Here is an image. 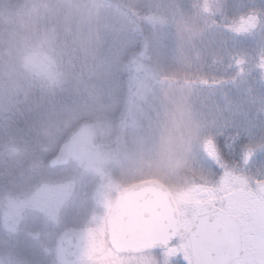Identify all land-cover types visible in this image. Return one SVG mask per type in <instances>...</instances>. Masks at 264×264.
Instances as JSON below:
<instances>
[{
    "label": "rangeland",
    "instance_id": "rangeland-1",
    "mask_svg": "<svg viewBox=\"0 0 264 264\" xmlns=\"http://www.w3.org/2000/svg\"><path fill=\"white\" fill-rule=\"evenodd\" d=\"M1 1L19 4L0 11V171L14 178L0 188V264H69L61 244L66 230L104 231L115 193L134 183L154 179L172 194L188 189L209 136L238 134L239 164L221 162L264 179V150L243 162L249 147L264 145V0H215L208 15L187 14L201 0H184L186 9L172 3L156 19L167 20L163 34L150 14L129 17L111 0ZM250 14L258 17L256 26L235 31ZM34 104L33 123L52 140L56 164L61 145L74 141L67 165L31 170L28 144L37 135L23 128H32L27 112ZM104 142L111 147H101ZM24 161L26 169H16ZM222 175L210 178L218 183ZM100 188L109 195L101 197L103 213L92 218L98 225L84 226L90 217L68 208L86 210L89 189ZM56 210L53 224L49 214ZM165 260V252L121 258L106 248L87 264ZM173 262L186 264L182 255Z\"/></svg>",
    "mask_w": 264,
    "mask_h": 264
},
{
    "label": "snow or ice",
    "instance_id": "snow-or-ice-1",
    "mask_svg": "<svg viewBox=\"0 0 264 264\" xmlns=\"http://www.w3.org/2000/svg\"><path fill=\"white\" fill-rule=\"evenodd\" d=\"M257 20L254 14L241 17L234 30L250 31ZM259 67L264 70V56ZM257 148L264 150V145L244 152L245 164ZM200 151L204 159L190 169L191 186L166 199L149 245L165 250V264L180 255L186 264H264V180L237 174L226 161L222 163L223 149L214 136ZM218 171L223 175L213 183L210 177Z\"/></svg>",
    "mask_w": 264,
    "mask_h": 264
},
{
    "label": "water",
    "instance_id": "water-1",
    "mask_svg": "<svg viewBox=\"0 0 264 264\" xmlns=\"http://www.w3.org/2000/svg\"><path fill=\"white\" fill-rule=\"evenodd\" d=\"M67 162L68 154L63 149L57 163L62 167ZM171 195L168 187L154 179L122 189L110 204L104 232L94 227L64 232L61 244L66 260L70 264L90 263L103 256L107 245L117 255L164 252L163 248L150 246L149 241L157 231L164 203Z\"/></svg>",
    "mask_w": 264,
    "mask_h": 264
},
{
    "label": "trees",
    "instance_id": "trees-1",
    "mask_svg": "<svg viewBox=\"0 0 264 264\" xmlns=\"http://www.w3.org/2000/svg\"><path fill=\"white\" fill-rule=\"evenodd\" d=\"M11 1H13V0H11ZM111 1L112 2L115 1L117 3V6H119L120 9L123 10L124 13L128 14L129 17L133 16L135 18L136 16L134 14H138L137 17H141L142 14L145 13V12L150 14L151 16L154 17V24H153L154 29L157 32L161 33V34H163L162 32L166 31L165 22L167 20H165V21L161 20L160 22L156 23V19H157V16H158V18H160L159 13H167L168 12V11L162 10V8H166L168 10H172L171 9L172 8V3H176L178 5V7L181 6V8L183 7L184 9H186L185 6H183L184 0H138L137 2H136V0H111ZM214 1L215 0H208V1L204 2V0H201L199 4L197 3L196 7L191 8V12L186 9V11H188L187 14L191 15L192 13H197V14L205 13V15H208V14H210V11L213 10L212 9V4L214 3ZM6 3L2 2L3 6H0V11L2 9L12 10V9L17 7L16 4H19L17 2L12 7V5L8 1ZM126 4L127 5H131L132 7H135V9L137 8V11L133 12L132 10H129V8L127 6H125ZM0 20H1L0 21V25H1L2 24V18L1 17H0ZM212 22H213V25L217 24L215 22V19H213ZM26 23L28 24V21H26ZM221 26L225 27L226 25H224L222 23ZM56 83L57 82L53 83L50 86H54V84H56ZM31 109H32L31 113H29V112H27V113L31 116V122H32V124L28 125V126H32V128L31 127L23 128V130H25L24 132H32V136H35V134L37 135V137H30L33 140H32L31 143L28 144V148H29L28 155H30L32 153V156L34 157V159L32 158V164L31 165H33V167L31 168V170L34 169L36 171V173L40 172L42 170H50V169L52 170L54 168L53 162H54V157H55V155H50L49 154V149L51 148V141L52 140H50V138H47L44 135V129L40 128V124L38 122L33 123V120L36 117L35 104L32 105ZM237 137H238V134H234V138L235 139L227 140V139H224L223 137H220V136L217 138V141H218L221 149H223V152H222L223 159L226 160L230 164L231 163L239 164V161H240V156L241 155L239 153L240 152V147H239V143H238V138ZM16 144L18 146H21V142H19V140L16 141ZM101 144H102L101 147H104L106 149L111 147V145L107 144V142H104V143H101ZM20 158L21 159H19V161L21 160V162H22L23 159H24V156L22 155V156H20ZM27 166L28 165H26V163L24 161L23 163H21V166H19L16 169L21 168L24 171ZM58 168H59L58 166L55 167V169H58ZM14 169L11 170L12 176H14L13 174L15 173ZM0 172L3 173V171H0ZM13 179L14 178H11L10 175L7 172L3 173L0 176V188L3 190L4 188H8L9 186H11V182L10 181L13 180ZM88 195L92 196L93 201L91 203L87 202L88 206H87L86 210L81 211L80 207L76 206L77 204L73 205V207L68 208V210L71 212V214H74V215L83 214V218L90 217V218H88L86 220L87 224H84V226L85 225L97 226L98 225L97 221H96V223H93L92 222V218L94 216H96L99 212H100V214L103 213V205L101 203L102 202L101 201V197H102V199H103V197L107 198L109 193H108V191L104 192L101 188L100 189H96L94 191L89 189ZM83 198H84L85 201L88 199L86 195L83 196ZM91 200L88 199V201H91ZM49 216H50L49 217L50 223L57 224V221L55 220L58 217L57 210H56L55 213H50ZM98 219L101 220L100 217ZM61 234H62V232H58V234H57V238L58 239L61 236ZM112 254L114 256H118V257H121V258L122 257H124V258L128 257V256H124V255H116L113 252H112ZM151 254L156 255L157 258H158L161 253H151ZM172 264H183V263L182 262H173Z\"/></svg>",
    "mask_w": 264,
    "mask_h": 264
},
{
    "label": "flooded vegetation",
    "instance_id": "flooded-vegetation-1",
    "mask_svg": "<svg viewBox=\"0 0 264 264\" xmlns=\"http://www.w3.org/2000/svg\"><path fill=\"white\" fill-rule=\"evenodd\" d=\"M71 145L74 146V141H73V140H71V144H70V142H67L66 144L62 145V146L60 147V149H59V152H60L61 150L65 149L66 152H67V154H68V162H67L65 165H67V164L69 163L70 159H71V156H70V150H71V147H72ZM59 152H58V153H59ZM53 165H54V166H57V164L55 163V159H54ZM65 165H64V166H65Z\"/></svg>",
    "mask_w": 264,
    "mask_h": 264
}]
</instances>
